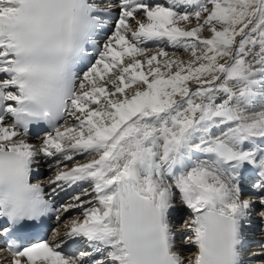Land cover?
Masks as SVG:
<instances>
[{
	"label": "snow or ice",
	"instance_id": "snow-or-ice-1",
	"mask_svg": "<svg viewBox=\"0 0 264 264\" xmlns=\"http://www.w3.org/2000/svg\"><path fill=\"white\" fill-rule=\"evenodd\" d=\"M253 215L264 0H0V264H264Z\"/></svg>",
	"mask_w": 264,
	"mask_h": 264
},
{
	"label": "bare ground",
	"instance_id": "bare-ground-1",
	"mask_svg": "<svg viewBox=\"0 0 264 264\" xmlns=\"http://www.w3.org/2000/svg\"><path fill=\"white\" fill-rule=\"evenodd\" d=\"M41 171H43V173L38 177V180L41 181H44L45 183L47 182L46 178L48 176V174L50 173L49 169L44 166V167H41L40 169ZM35 181V180H34ZM37 182V181H35ZM76 191H79V189H76ZM63 194H61L60 197H57L56 200L59 201L61 199ZM69 193L67 194V197H69ZM72 213H76V210H74V212ZM71 213V214H72ZM187 214L186 211L184 212H181L177 215H174L172 218H171V224H172V228L175 229L173 230L175 233H176V240H177V244L179 245L180 244V241L182 239V235H183V232H182V227H181V218ZM260 225L262 227V230L261 229H258L256 232H255V228ZM263 228L264 226L262 225V222L260 220V218L258 217V215H253L251 217V223L246 227V230H245V237H249V240L251 241H255V243L252 245L251 249L248 250L249 252H247L245 250V256H244V259L246 261H255V260H258L256 258H254L255 256H253V253L254 252H257L262 243L264 244V236L262 235V233L260 231H263ZM245 243H246V240H245ZM191 251H194L193 249L189 250L188 248L184 247L182 248V253L185 255V256H188L190 254ZM1 253V252H0ZM250 253V255H249ZM0 258H3V256L0 254Z\"/></svg>",
	"mask_w": 264,
	"mask_h": 264
},
{
	"label": "rangeland",
	"instance_id": "rangeland-1",
	"mask_svg": "<svg viewBox=\"0 0 264 264\" xmlns=\"http://www.w3.org/2000/svg\"><path fill=\"white\" fill-rule=\"evenodd\" d=\"M262 225L264 226V223H262ZM262 230V228H261ZM262 233V235L264 236V228H263V231H260Z\"/></svg>",
	"mask_w": 264,
	"mask_h": 264
}]
</instances>
